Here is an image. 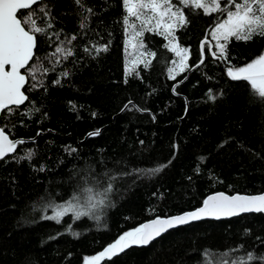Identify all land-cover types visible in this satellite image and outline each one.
Listing matches in <instances>:
<instances>
[{
    "label": "trees",
    "instance_id": "trees-1",
    "mask_svg": "<svg viewBox=\"0 0 264 264\" xmlns=\"http://www.w3.org/2000/svg\"><path fill=\"white\" fill-rule=\"evenodd\" d=\"M171 2L188 21L175 30L188 68L174 78L176 54L154 31L140 37L155 53L150 65L126 71L123 0H41L18 13L45 29L28 67L47 72L33 79L25 69L27 100L0 116V128L24 141L0 161V264H84L144 222L193 210L212 193L264 192V99L228 75L263 55L264 36L231 38L226 54L213 56L212 31L226 12ZM69 201L88 214L45 218ZM248 253L258 258L249 264H264V212L181 226L98 264H234Z\"/></svg>",
    "mask_w": 264,
    "mask_h": 264
},
{
    "label": "snow or ice",
    "instance_id": "snow-or-ice-1",
    "mask_svg": "<svg viewBox=\"0 0 264 264\" xmlns=\"http://www.w3.org/2000/svg\"><path fill=\"white\" fill-rule=\"evenodd\" d=\"M76 2L80 3V0H76ZM38 3L39 0H0V112L11 110L10 106L18 107L27 99L22 89L28 82V76L22 74L21 69H27L33 79H35L37 73L46 74L47 72V69L42 70L39 65L28 67L29 62L34 57L36 34L44 32L45 29L36 25L32 13L25 16L23 20L17 17L18 10H28ZM123 3L128 13L124 20L125 25L129 23L128 17H135V19L140 20V29L133 33L134 37L142 36L145 29L152 32L163 28L165 31L171 32L174 26H184L188 22L182 10L176 9L171 0H123ZM181 4L203 9L207 15L216 11L226 12L227 18L222 23L217 24L212 33L213 38L217 41L221 57L226 54L227 46L226 43H220V41L227 42L231 38L248 41L256 35L264 36V0H227L224 7L221 6V0H181ZM134 7L137 8L136 11H134ZM41 10L43 11V9ZM88 11L90 12L91 9H88ZM45 15H48V13L45 12ZM153 21H155L154 25ZM28 25L30 27H27L26 30ZM131 27L135 29V23ZM139 47H145L142 41L139 42ZM100 50L97 49V51ZM103 50L106 51L107 48L105 47ZM172 50L181 57V67L183 68L188 50L177 47H173ZM55 51L66 55L71 54L70 49L62 47H57ZM146 54L152 57L155 56V53ZM141 55H145V53H141ZM212 55L216 56L217 53L213 52ZM200 62L203 63V59ZM150 63L151 61L148 60L144 63V66L148 67ZM6 65L11 66L10 71L5 70ZM64 75L67 76L68 73H64ZM228 75L233 80L248 81L259 97L264 99V55L235 71L230 68ZM209 98L213 102L217 99L215 95L211 94ZM129 104H131V101H129ZM128 107V105H125V109H128ZM125 109H122V111ZM98 134L99 131H96L89 135ZM22 143H24L22 140H10L4 130L0 129V159L4 158L8 152L14 151L16 146ZM70 151H75V149H70ZM31 156L32 153L28 152L24 158L31 159ZM166 166H159L148 171L158 173ZM74 199H78V197H74ZM68 203L69 207L55 206L57 209L55 215L45 218L60 222V218L69 210L75 211L72 202L69 201ZM91 206L95 207L96 205L92 204ZM251 211L264 212V195L227 196L220 193L210 196L204 201V206L196 211L174 217L157 218L150 224H145L125 233L114 244L109 245L103 252L99 253L98 256L90 258L89 264H97L105 256L111 258V256L123 252L131 245L147 246L170 229L194 220L207 216L219 219L221 216H233L239 212ZM87 214V212L75 211L77 219ZM257 259L254 253H248L246 259H241L234 262V264H249V262ZM259 259L264 260V256L259 257Z\"/></svg>",
    "mask_w": 264,
    "mask_h": 264
},
{
    "label": "rangeland",
    "instance_id": "rangeland-1",
    "mask_svg": "<svg viewBox=\"0 0 264 264\" xmlns=\"http://www.w3.org/2000/svg\"><path fill=\"white\" fill-rule=\"evenodd\" d=\"M172 4L175 6L176 9L182 10L181 7H178L175 3L172 2ZM136 10H137V8L134 7V11H136ZM128 19H129V23L127 25L128 35H127V40H126V45H125V54H126L125 62H126V71L128 73H131L138 65L144 64L146 61L150 60L152 56L146 54L149 52L145 49V47H143V48L139 47V42L141 41L140 40L141 36H135V37L133 36V33L140 29V20L135 19V17H128ZM133 23H135V25H136L135 29L133 27H131V25ZM154 23H155V21H153V25H154ZM177 27L178 26H174V28L171 30V32H167L163 28L157 29L154 32L162 34L166 38L167 43L171 49H173V47L184 48L183 46L178 44V42L175 38V30L177 29ZM214 29H213V31H214ZM213 31H212V33H213ZM214 42L216 44V51L215 52H217V54H220L219 48L217 47V41L215 39H214ZM220 43H225V41H220ZM184 49H187V48H184ZM141 53H145V55H141ZM175 54H176V52H175ZM263 55H264V53H263ZM188 59H189V51L187 52L186 59L184 60V67L182 68L181 67V57L176 54V59L173 62L171 69H170L171 70V72L169 73L170 77H173V76L176 77L178 74L185 71L188 68ZM245 66L246 65H244L243 67H245ZM233 71H235V70H233ZM63 206L69 207V203H66ZM98 255L99 254L92 256V257H96ZM92 257L86 258L84 264H89L90 258H92ZM98 262H97V264H98Z\"/></svg>",
    "mask_w": 264,
    "mask_h": 264
},
{
    "label": "water",
    "instance_id": "water-1",
    "mask_svg": "<svg viewBox=\"0 0 264 264\" xmlns=\"http://www.w3.org/2000/svg\"><path fill=\"white\" fill-rule=\"evenodd\" d=\"M41 0H39V2H40ZM34 6V5H33ZM33 6H31V7H33ZM21 10H23V9H20V10H18L17 11V17L19 18V16H18V13L21 11ZM27 30V29H26ZM36 44H37V40H36ZM35 50H36V48L34 49V56H35ZM210 50H211V52H212V50H213V44L211 43V47H210ZM34 58V57H33ZM33 60V59H32ZM31 60V61H32ZM203 60H204V57H203ZM31 61L29 62V64L31 63ZM199 64H201V62L199 63ZM29 66V65H28ZM5 70L6 71H10L11 70V66L10 65H6V67H5ZM24 70L25 69H21L20 71H21V73L22 74H25V72H24ZM27 84V83H26ZM25 84V85H26ZM25 85H24V87H25ZM22 91L24 92V94L27 96V94L25 93V91H24V88L22 89ZM27 100V99H26ZM25 100V101H26ZM187 100V99H186ZM24 101V102H25ZM24 102L22 103V104H24ZM22 104H20L19 106H21ZM128 106H129V104H127ZM188 106V105H187ZM10 107H13V106H10ZM123 109H125V107L123 108ZM1 113L2 112H0V116H1ZM0 129H2V128H0ZM5 132V131H4ZM5 134L9 137V139L10 140H13V141H18V139H12L11 137H10V135L7 133V132H5ZM90 134V133H89ZM87 135V137L88 136H90V135ZM86 137V138H87ZM16 149H17V146H16V148H15V150L14 151H12V152H8L5 156H4V158L5 157H7V156H9V155H11V154H13L15 151H16ZM4 158H2V159H4ZM2 159H0V161L2 160ZM220 193H224L225 195H227V196H237V195H239V196H260V195H264V192L263 193H258V194H246V193H234V194H229V193H225V192H215V193H212V194H210L209 196H207L206 197V199H208V197H210V196H214V195H217V194H220ZM205 199V200H206ZM204 200V201H205ZM204 206V202H203V204L201 205V206H199V207H197V208H195V209H193V210H190V211H186V212H183V213H180V214H176V215H172V216H167V217H174V216H178V215H182V214H185V213H189V212H193V211H196V210H198L199 208H201V207H203ZM249 213H260V212H256V211H251V212H239L237 215H233V216H221L219 219H217V218H215V217H212V216H207V217H204V218H202V219H199V220H194V221H191L190 223H187V224H184V225H181V226H185V225H188V224H191V223H196V222H200V221H203V220H224V219H229V218H232V217H236V216H239V215H242V214H249ZM157 218H166V217H155V218H153V219H150V220H148V221H146V222H144L143 223V225H145V224H150L152 221H154V220H156ZM142 225V226H143ZM181 226H178V227H181ZM178 227H175V228H178ZM175 228H172V229H170V230H173V229H175ZM169 230V231H170ZM169 231H167V232H169ZM167 232H165V233H167ZM165 233H163V234H165ZM162 234V235H163ZM161 235V236H162ZM159 238V237H158ZM158 238H156V239H158ZM155 239V240H156ZM154 241V240H153Z\"/></svg>",
    "mask_w": 264,
    "mask_h": 264
}]
</instances>
